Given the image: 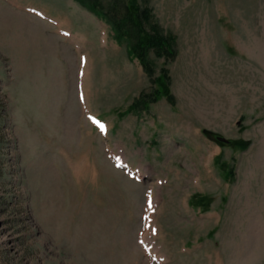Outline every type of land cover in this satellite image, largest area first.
Here are the masks:
<instances>
[{
  "label": "rangeland",
  "instance_id": "obj_1",
  "mask_svg": "<svg viewBox=\"0 0 264 264\" xmlns=\"http://www.w3.org/2000/svg\"><path fill=\"white\" fill-rule=\"evenodd\" d=\"M128 1L0 0V264H264V0Z\"/></svg>",
  "mask_w": 264,
  "mask_h": 264
},
{
  "label": "trees",
  "instance_id": "obj_2",
  "mask_svg": "<svg viewBox=\"0 0 264 264\" xmlns=\"http://www.w3.org/2000/svg\"><path fill=\"white\" fill-rule=\"evenodd\" d=\"M90 7L95 8L97 3L95 0H84ZM114 21V19H113ZM117 29L128 27L130 36L135 38L132 40L130 49L135 52L145 68L149 70L150 63L146 60L147 50L149 48L163 52L166 58L174 55L173 40L170 35L162 33L157 24L152 23L150 10L146 7L141 8L137 0H129L122 18L115 23ZM147 61V62H146ZM131 105V109L137 110L146 105V100L143 97H138ZM134 109V110H136Z\"/></svg>",
  "mask_w": 264,
  "mask_h": 264
},
{
  "label": "snow or ice",
  "instance_id": "obj_3",
  "mask_svg": "<svg viewBox=\"0 0 264 264\" xmlns=\"http://www.w3.org/2000/svg\"><path fill=\"white\" fill-rule=\"evenodd\" d=\"M94 123H98V125H99V127L101 128V130H103L104 129V125L103 124H100L98 121H93Z\"/></svg>",
  "mask_w": 264,
  "mask_h": 264
},
{
  "label": "bare ground",
  "instance_id": "obj_4",
  "mask_svg": "<svg viewBox=\"0 0 264 264\" xmlns=\"http://www.w3.org/2000/svg\"><path fill=\"white\" fill-rule=\"evenodd\" d=\"M72 35V34H71ZM149 243H151V242H149Z\"/></svg>",
  "mask_w": 264,
  "mask_h": 264
}]
</instances>
